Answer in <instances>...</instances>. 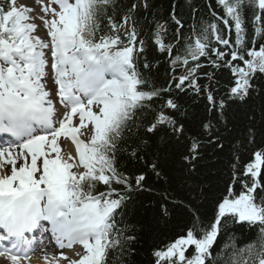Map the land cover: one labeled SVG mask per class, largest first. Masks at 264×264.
<instances>
[{"label": "snow or ice", "instance_id": "obj_1", "mask_svg": "<svg viewBox=\"0 0 264 264\" xmlns=\"http://www.w3.org/2000/svg\"><path fill=\"white\" fill-rule=\"evenodd\" d=\"M216 2L204 19L188 0L189 24L176 0L166 15L154 0H0V257L24 264L39 229L61 250L48 264H132L125 217L152 174L147 229L185 219L149 264H264V0ZM236 226L255 239L238 246Z\"/></svg>", "mask_w": 264, "mask_h": 264}, {"label": "trees", "instance_id": "obj_2", "mask_svg": "<svg viewBox=\"0 0 264 264\" xmlns=\"http://www.w3.org/2000/svg\"><path fill=\"white\" fill-rule=\"evenodd\" d=\"M154 2L159 10L160 15H166L167 12L170 11L168 6L170 2H172V0H154ZM176 2L180 5L179 10L182 12V14H184V18L188 19L189 24H191L192 20L189 19L186 15L188 0H176ZM209 5H211L212 8L216 9L218 14H223L216 0H194V6L199 8V17H203L204 19H208L211 16V12L208 7ZM250 17L251 13L249 12V20ZM247 27L249 29V35L251 36L250 23L247 25ZM258 47L259 45H257V48ZM147 54L149 55V58L151 59V62L154 65L157 64V61H159V71L156 72V69H153L154 78L156 80L157 85L159 86L164 83L167 65L164 61V58L161 57L158 52H149ZM191 103L195 104L196 101H192ZM236 107L237 106L234 105L233 109L236 110ZM192 111L195 112L196 108L193 107ZM248 156L249 153L246 152L244 160L245 163L248 162ZM121 163L133 173H135V169L137 167H143L142 164H136L135 162L129 163V161L123 157L121 159ZM174 167L178 168L179 166L175 165ZM169 174L173 177L179 176V172L173 171L172 166L169 167ZM161 183L162 181L158 180L154 175L148 174L145 186H152L154 191L136 192L132 194V203L129 204L128 214L125 217L127 224L136 229V235L138 237L135 243L133 244V247L135 248V255L130 258L132 264H149L150 252L153 246L160 244L162 241H167L173 236L176 231H179L180 228L183 226L185 218L182 216V213L179 209H177L173 213L167 225L161 222L159 226H154L151 230L147 229V227L145 226V222L147 220H150L155 214L157 202L160 200L159 192L161 191L158 186ZM165 187H167V185H165ZM172 187L175 189V196L177 199L187 194L186 192H184L183 187L181 186L178 180L174 179ZM198 202L203 205L201 211L207 217H210L212 215L214 201L209 198L207 200L201 199ZM228 235H234L237 238L238 246L242 247L246 243H249L255 239L256 230H249L247 227L241 228L239 226H236L234 228H230ZM227 241L228 236H222L217 244V249L219 250L221 245L227 243ZM108 264H123V260L118 255V253H112L108 258Z\"/></svg>", "mask_w": 264, "mask_h": 264}, {"label": "bare ground", "instance_id": "obj_3", "mask_svg": "<svg viewBox=\"0 0 264 264\" xmlns=\"http://www.w3.org/2000/svg\"><path fill=\"white\" fill-rule=\"evenodd\" d=\"M23 3L25 4H28L29 6L33 7V8H38L36 3H37V0H23ZM35 14V13H33ZM70 143V142H69ZM72 150L74 151L75 148H74V145L72 146ZM34 236H40V235H34ZM52 245L54 246V248L50 247L48 248L45 252L43 253H40V256H29L28 257V260L24 262V264H48V261H51L53 255H56L58 256L59 255V252L61 251L56 245H55V242H51ZM42 244H44L42 242ZM74 247L76 248H79L80 246L79 245H74ZM65 251L66 253H69L71 250L69 249H65L63 250ZM46 253V254H45ZM47 255L48 256V261H46L44 259V256Z\"/></svg>", "mask_w": 264, "mask_h": 264}]
</instances>
